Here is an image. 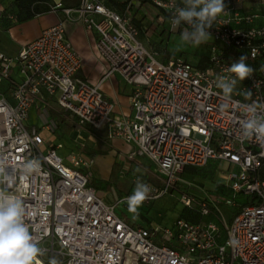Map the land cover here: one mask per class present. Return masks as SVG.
<instances>
[{"label":"built area","instance_id":"2783aa9c","mask_svg":"<svg viewBox=\"0 0 264 264\" xmlns=\"http://www.w3.org/2000/svg\"><path fill=\"white\" fill-rule=\"evenodd\" d=\"M149 2L160 12L158 23L167 21L170 32L187 27L173 29L170 23L183 3ZM258 2L264 6V0ZM131 3L123 12L103 0L50 8L96 32L95 47L107 65L102 79L117 73L133 87L130 117L112 119L113 103L97 85L77 76L82 59L65 39L62 21L43 29L15 57L0 53V160L12 173L0 189L22 199L25 222L42 249L37 264H264V141L241 137L246 113L236 103L222 108V90L216 87L218 77L233 76L226 70L235 63L226 59L228 51L244 52L249 59L264 55V15L245 13V0H224L227 14L210 30L209 64L200 69L181 58L160 61L138 38ZM3 83L10 99L1 90ZM247 90L251 97L243 94ZM236 93L232 100L240 105L264 102V67L257 76L238 81ZM46 98L75 116L80 128L100 129L110 123L109 138L133 146L127 160L141 158L155 167L162 187L149 185L144 203L164 196L186 167H203L211 160L236 170L226 177L227 194L251 200L226 224L210 198L182 195L184 207L195 205L200 217L210 219L178 218L170 228L133 227L116 214L117 203H104L89 186L88 175L80 169L89 172L92 159L72 157L66 166L55 148L40 150L43 140L26 121L30 109L38 102L46 104ZM28 161H38L39 168L25 175Z\"/></svg>","mask_w":264,"mask_h":264},{"label":"rangeland","instance_id":"374dc122","mask_svg":"<svg viewBox=\"0 0 264 264\" xmlns=\"http://www.w3.org/2000/svg\"><path fill=\"white\" fill-rule=\"evenodd\" d=\"M145 1L147 2L130 0L132 2L130 16L138 28V38L147 48H153L158 53L159 60L166 61L169 58H181L195 65L199 59L209 55L211 52L208 45L210 39L199 46L184 43L181 40L180 33L170 32L167 21H163L161 18L162 24L158 23L160 12L148 0ZM229 52L236 53V50L231 49ZM54 120L56 126L49 128L47 131L40 129L41 125L38 120L31 119V122L28 123L30 128L32 126L36 128L38 135L43 140L40 150L47 153L50 148L46 146L45 141L51 142V147L55 148L56 154L66 166H71L72 157L89 159L81 151L80 143L70 136L69 132L72 129L69 130L65 124L60 123L58 118ZM94 159L96 162L90 167L89 172L85 169H80V171L88 175L89 186L94 188L104 203H117L115 206L116 214L133 227H138L141 224L146 228L155 226L170 228L176 219L183 218L185 215L191 217L194 221L210 219V217L202 219L195 205L185 209L181 200L182 195L192 196L196 200L210 198L219 208L226 224H229L234 215L239 212L240 206L251 200V197L242 194L231 198L227 194L228 190L225 186L227 184L226 177L230 171L236 172V170L224 162L211 160L203 167H186L180 173L178 179L171 184L164 196L149 203L143 202L138 207L137 212L132 213L128 210V205L124 201L127 196L133 193L138 179L152 187H162L160 176L157 174L155 167L150 163H146V160L144 162L146 166L143 169L132 162H124L123 166H115L112 170H106L105 157L96 154ZM261 174L263 176L264 166ZM227 199L231 200L230 204L226 203ZM204 254L200 253L201 256ZM234 264H237V262Z\"/></svg>","mask_w":264,"mask_h":264},{"label":"crops","instance_id":"0c3cea01","mask_svg":"<svg viewBox=\"0 0 264 264\" xmlns=\"http://www.w3.org/2000/svg\"><path fill=\"white\" fill-rule=\"evenodd\" d=\"M15 1L0 0V53L10 58L15 57L21 47L35 39L43 29L62 21L65 27V39L82 59V67L77 76L90 85H97L104 97L113 103L112 119L119 120L132 115L130 97L133 87L128 85L117 73L102 79L107 65L96 50V32L86 30L78 21L67 20L61 9L56 12L39 14L32 19L19 22ZM177 1L182 4V0ZM47 3L50 6L61 3L64 8H73L77 6L78 0H47ZM243 11L248 14L264 15V6L260 5L258 0H245ZM170 59L172 58L160 61L167 62ZM1 90L10 99V92L5 83L2 84ZM45 102L46 104L38 102L30 109L26 121V125L30 130H36L34 126L30 128L28 125L31 119L38 120L41 125L40 129L47 131L49 128L56 126L54 119L58 118L60 123L65 124L69 130L72 129L69 132L70 136L80 143L81 151L89 159H92V166L96 162L94 159L96 154L106 158V170H112L115 166H123L124 162H132L142 169L146 166L145 159H126L133 146L120 139L109 138L110 123L105 124L100 129H92L88 126L80 128L77 125L75 116L60 110L53 100L46 98ZM45 144L50 149L54 148L51 147V142L45 141ZM146 163L149 164L148 161ZM139 225L138 227H144L141 224Z\"/></svg>","mask_w":264,"mask_h":264},{"label":"clouds","instance_id":"9594fccd","mask_svg":"<svg viewBox=\"0 0 264 264\" xmlns=\"http://www.w3.org/2000/svg\"><path fill=\"white\" fill-rule=\"evenodd\" d=\"M182 3L183 7H176L170 18L172 28L187 25L180 33L181 40L186 44L199 46L206 43L212 37L210 30L214 22L221 14H227L224 0H182ZM246 59V56H241L238 62L227 68L233 76L218 77L216 87L222 90L225 101L222 108L227 109L231 103H236L246 113V118L241 121V137L254 136L257 140L264 141V102L240 105L232 100L234 94H239L236 93L237 82L244 81L253 73V69L245 62ZM243 94L246 97L252 95L248 90ZM5 164V161L0 160V185H7L12 179V173L6 169ZM38 168V161H28L23 165V172L28 175ZM150 191L149 185L138 179L133 193L124 201L128 210L136 213L138 207L148 199ZM230 243L236 242L232 240ZM41 255L42 249L25 222L22 199L8 193L6 189H0V264H37Z\"/></svg>","mask_w":264,"mask_h":264},{"label":"trees","instance_id":"16d2710c","mask_svg":"<svg viewBox=\"0 0 264 264\" xmlns=\"http://www.w3.org/2000/svg\"><path fill=\"white\" fill-rule=\"evenodd\" d=\"M103 2L106 6L115 9L117 12H123L125 9V6L130 2V0H103ZM142 2H147V1L142 0ZM47 4H48L47 0H16L15 6L18 11L17 12L18 21L19 22L26 21V20L32 19L36 15L50 12V8L53 5L50 6ZM210 53L209 55L199 59V61H197V64L193 66L200 68V69L207 68L209 64ZM226 54H227L225 55L226 59L228 60L232 59L231 61L233 62H238L241 56H246L244 52H239L237 50H236V53L228 51ZM247 59L248 61H245V62L248 64L249 67L253 69V73L257 76L259 73V69L264 67V55L256 59H249L248 57ZM262 177L264 178V174ZM88 181H89V178H88ZM218 195L221 196L220 194ZM184 208L186 209V207ZM182 219L190 221V222H198V220L194 221V219H191V217H188L187 215H185Z\"/></svg>","mask_w":264,"mask_h":264}]
</instances>
